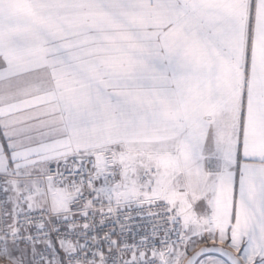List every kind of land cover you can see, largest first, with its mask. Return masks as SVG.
I'll list each match as a JSON object with an SVG mask.
<instances>
[{
	"label": "snow or ice",
	"instance_id": "6c2138e0",
	"mask_svg": "<svg viewBox=\"0 0 264 264\" xmlns=\"http://www.w3.org/2000/svg\"><path fill=\"white\" fill-rule=\"evenodd\" d=\"M0 136V264H264V0H0Z\"/></svg>",
	"mask_w": 264,
	"mask_h": 264
},
{
	"label": "built area",
	"instance_id": "2783aa9c",
	"mask_svg": "<svg viewBox=\"0 0 264 264\" xmlns=\"http://www.w3.org/2000/svg\"><path fill=\"white\" fill-rule=\"evenodd\" d=\"M52 173H53V175H55V173H56V169L54 166L52 168ZM2 199H3V194L0 193V200H2ZM132 215H133V221L131 222V224H132V227L134 229L133 236L136 240H138L139 236L135 235V230L149 231L150 227H151V221L149 219L141 218V217L137 216V214L135 212H133Z\"/></svg>",
	"mask_w": 264,
	"mask_h": 264
},
{
	"label": "crops",
	"instance_id": "0c3cea01",
	"mask_svg": "<svg viewBox=\"0 0 264 264\" xmlns=\"http://www.w3.org/2000/svg\"><path fill=\"white\" fill-rule=\"evenodd\" d=\"M0 142H3V137L2 136H0Z\"/></svg>",
	"mask_w": 264,
	"mask_h": 264
}]
</instances>
